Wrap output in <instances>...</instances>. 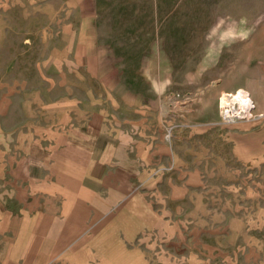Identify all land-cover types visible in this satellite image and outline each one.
I'll use <instances>...</instances> for the list:
<instances>
[{"label": "rangeland", "instance_id": "rangeland-1", "mask_svg": "<svg viewBox=\"0 0 264 264\" xmlns=\"http://www.w3.org/2000/svg\"><path fill=\"white\" fill-rule=\"evenodd\" d=\"M13 82L18 106L27 94L37 102L41 91L45 106L80 98L84 106L120 109L131 122L144 108L151 118L159 96L164 125L181 99L216 94L219 116L229 92L246 90L264 103V0H0V94ZM207 112H191V121L205 122ZM259 118V161L242 169L228 162L201 180L202 219L186 228L179 264H264ZM201 134L197 128V140Z\"/></svg>", "mask_w": 264, "mask_h": 264}, {"label": "crops", "instance_id": "crops-1", "mask_svg": "<svg viewBox=\"0 0 264 264\" xmlns=\"http://www.w3.org/2000/svg\"><path fill=\"white\" fill-rule=\"evenodd\" d=\"M16 83L0 94V264H179L186 228L202 219L201 180L259 161L261 118L221 122L216 94L179 100L164 125L159 96L151 118L144 108L131 122L80 98L45 106L41 91L18 106Z\"/></svg>", "mask_w": 264, "mask_h": 264}, {"label": "built area", "instance_id": "built-area-1", "mask_svg": "<svg viewBox=\"0 0 264 264\" xmlns=\"http://www.w3.org/2000/svg\"><path fill=\"white\" fill-rule=\"evenodd\" d=\"M219 108L220 116L224 122L262 116V113H255V103L246 90L226 93L220 100Z\"/></svg>", "mask_w": 264, "mask_h": 264}, {"label": "bare ground", "instance_id": "bare-ground-1", "mask_svg": "<svg viewBox=\"0 0 264 264\" xmlns=\"http://www.w3.org/2000/svg\"><path fill=\"white\" fill-rule=\"evenodd\" d=\"M239 91V90H238Z\"/></svg>", "mask_w": 264, "mask_h": 264}]
</instances>
